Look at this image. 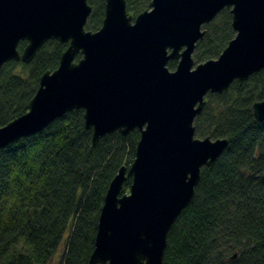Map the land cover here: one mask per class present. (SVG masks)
I'll use <instances>...</instances> for the list:
<instances>
[{"label":"water","instance_id":"obj_1","mask_svg":"<svg viewBox=\"0 0 264 264\" xmlns=\"http://www.w3.org/2000/svg\"><path fill=\"white\" fill-rule=\"evenodd\" d=\"M223 9L235 36L217 59L194 67L202 27ZM91 12L87 0H0V69L29 64L49 40L68 45L58 67L41 76L28 111L0 127V148L74 109L84 111L92 147L137 130L132 164L107 188L88 264H163L167 234L192 201L201 169L228 146L195 137L205 97L264 68V0H151L135 18L125 0H106L96 32L85 30ZM252 112L264 122V100ZM126 178L129 192L119 196Z\"/></svg>","mask_w":264,"mask_h":264},{"label":"trees","instance_id":"obj_2","mask_svg":"<svg viewBox=\"0 0 264 264\" xmlns=\"http://www.w3.org/2000/svg\"><path fill=\"white\" fill-rule=\"evenodd\" d=\"M151 0H125L135 18ZM106 0H87L85 30L96 32ZM202 29L196 64L217 59L234 38L223 9ZM26 41L18 44L22 54ZM67 44L47 41L29 64L0 69V127L28 111L45 72L54 71ZM81 56L76 57V62ZM177 61L167 67L174 71ZM264 100V68L221 94H208L194 120L195 137L227 139L228 146L200 179L187 208L167 234L163 264H264V122L252 105ZM84 111L74 109L49 126L0 148V264H88L107 188L121 167L129 168L140 133L114 132L92 147ZM126 178L119 196L128 194Z\"/></svg>","mask_w":264,"mask_h":264},{"label":"rangeland","instance_id":"obj_3","mask_svg":"<svg viewBox=\"0 0 264 264\" xmlns=\"http://www.w3.org/2000/svg\"><path fill=\"white\" fill-rule=\"evenodd\" d=\"M202 30H203V29H202ZM194 62H195V61H194ZM196 65H197V64L195 63L194 67H195ZM194 67H193V68H194ZM63 251H64V243L60 246V248L58 249V251H57L55 257L53 258V260L51 261L50 264H58V262H59V260H60V257H61V255H62V253H63Z\"/></svg>","mask_w":264,"mask_h":264}]
</instances>
